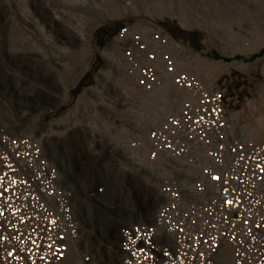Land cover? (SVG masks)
I'll list each match as a JSON object with an SVG mask.
<instances>
[{"label":"built area","instance_id":"2783aa9c","mask_svg":"<svg viewBox=\"0 0 264 264\" xmlns=\"http://www.w3.org/2000/svg\"><path fill=\"white\" fill-rule=\"evenodd\" d=\"M176 46L195 52L150 23H126L104 45L114 75L143 93L169 87L174 98L146 130L119 120L137 108L120 88L101 98L100 112L91 111L93 94L77 98L76 111L82 115L88 106L91 119L78 130L99 140L80 167L87 180L98 178L89 198L97 204L114 177L123 182L115 199L154 192L149 220L117 226L116 264H264V140L254 144L232 133L233 79L211 83L178 69ZM1 97L0 264H62L73 247L81 264H103L97 230L89 229L93 214L78 216L77 192L47 155L40 131L21 134L25 128L8 114L5 122ZM118 133L124 142L113 137Z\"/></svg>","mask_w":264,"mask_h":264},{"label":"bare ground","instance_id":"6f19581e","mask_svg":"<svg viewBox=\"0 0 264 264\" xmlns=\"http://www.w3.org/2000/svg\"><path fill=\"white\" fill-rule=\"evenodd\" d=\"M33 1L34 5L38 7V10H36L37 14L39 13L40 16L42 15L47 23L48 34L50 36L48 35L49 37L46 38L49 39L51 46L55 48V51L51 49L53 51L51 55L46 56L47 60L45 67L49 69L43 70L40 75V81L43 82H41L42 84L47 83L52 90H62L64 93L63 97H66L67 91H65L62 86V74L67 70H71L74 65L83 61L86 56H91L93 54L92 37L96 28L95 26L100 23L101 19L108 17L112 18V16L115 17L116 15V13H111L113 11L105 10V6L110 4V1H112V3H122L124 8H122V10L126 11L127 9H131V12L133 11L136 14L144 13L151 17H158L161 19L164 17L176 18L184 29L191 30L196 28L199 32L204 33L208 38L209 46L216 48L221 54L228 55L230 58H234L236 55L248 56L257 54L264 49V1L261 5V19L259 21L256 19L257 12L255 9V2L251 0H233L232 4L235 8L230 10L231 13L228 14L225 19H221L218 7L219 3H214L216 2L215 0H92V3H90L91 6L95 8V21H91L89 17L87 18L84 16L86 15L87 9L84 0H82L83 2L80 0V2L83 3L80 7L77 6L78 0L77 2L72 0L71 3L73 5H66V3H64L65 6H63V11L59 12H52L47 6V2L45 3L44 0ZM193 3L195 5H200V7L205 10V12H202V10L199 11L202 12L201 18H193L183 9V4L187 6V4L193 5ZM177 4L182 7H177ZM109 6H107V8ZM191 10L193 11V9ZM89 12L88 14H90ZM19 49H11V57L14 59H12V61H14L12 63H15L17 68L25 70L27 74H33V71H31L32 69L30 70L25 63V59L27 58L24 57L30 55V53L27 51L21 52ZM173 53L177 59L176 65L178 69L190 72L193 76L203 78L211 83L215 82L222 75L230 74L229 72L231 69L242 73H248L256 68L261 61V73L264 78V59L257 60L253 63L209 61L202 58L196 52L190 53L187 49L177 46L173 48ZM101 56L104 62H106L108 49L103 50ZM29 66H31V64ZM86 71H88V67H84L83 73ZM109 77L117 82H121L119 85H121L122 92L137 105V108H135L136 110H134V117L138 129L146 130L158 124L173 102L174 95L169 87L164 91H153L149 93L140 92L134 86L127 83L122 77L114 75L113 68L107 63H105L97 73L95 78L97 85L90 89H85L79 100H81L84 95H88L89 91L91 93L98 92V87L101 89L107 86L104 83L107 82ZM0 79H2V77H0ZM12 85L11 82V89L13 90V95L17 99L19 113L26 114V110H28L30 114H33L45 109L46 105L43 104L44 102L41 100L39 102L38 100V98H40L39 95L36 94L38 96L36 100L34 99L36 96L33 98L30 93V96L26 93H21L17 91V86L13 88ZM43 88H45V86H43ZM256 97V99L259 100L257 104L259 107L257 113L258 118H256L254 122L256 126H240V116L235 114L236 112L234 111L230 112L229 115L232 133L242 136L244 139L254 144L264 140V85L260 92L257 93ZM252 103L253 102H251V104ZM51 107L57 109L58 104H52ZM3 114L5 116V122H7V111L3 110ZM68 116L69 114L61 116L58 120H54L47 124L40 130L39 136L42 137L47 155L55 161L63 177L68 178L69 187L77 192L74 201L78 216L80 218H85V216H83V213H85L84 210L93 214L91 216L94 219H90L93 227H89V229L91 233L95 232L94 230L96 229L100 242L105 243V245L98 243L95 247L100 259L104 261L103 264H116V251L118 245L117 226L123 224L129 225L139 220H149L155 210V203L153 201L154 192L152 188L149 190L150 200H148L144 194L142 198L141 196L140 198L139 196H135L136 198L132 206L128 207L123 201L112 197L123 184L121 179L114 177L111 180L107 195L99 198L97 204L92 203L89 198V191L98 178L94 177L87 180L86 173L81 172L80 167L82 166V158L87 156V151L90 149L91 145L99 142V140L96 138V134H91L90 130L87 128L83 131H73L70 137H68V135L65 138V131H62L61 128L69 126V128L67 127L69 131L73 129V127H71L72 121L68 124ZM17 122L25 128V130L21 129L20 133L29 135L30 133L28 130L33 127L32 121H28L24 118L21 119L20 117ZM83 125L84 124L81 126ZM90 126L93 127L92 124ZM85 136L88 139L87 142ZM113 137L118 142H124L125 140L122 133H118ZM129 170L132 171V169ZM148 183L152 184L150 181ZM124 207L129 211L126 213L122 212L121 209ZM112 214H114V216H112ZM83 226H85V224H83ZM79 255L80 253L76 247L71 248L62 264H81ZM225 259L229 260L230 254L226 255Z\"/></svg>","mask_w":264,"mask_h":264},{"label":"rangeland","instance_id":"374dc122","mask_svg":"<svg viewBox=\"0 0 264 264\" xmlns=\"http://www.w3.org/2000/svg\"><path fill=\"white\" fill-rule=\"evenodd\" d=\"M74 1L77 2V0ZM91 1L92 0H84V2H86L85 5L87 7L86 15L84 16L87 18L89 17L91 21H95L96 20L94 18L95 8L91 6L92 3ZM215 1L216 2L214 3L216 4L219 3L218 4L219 6L218 5L217 6L219 7L221 19L222 18L225 19L227 15L231 13L230 10L235 8L234 5L232 4L233 0H215ZM251 1L255 2V7H256L255 9L257 12L256 19L257 21H259L261 19L260 16L261 5L264 0H251ZM44 2L45 3L47 2L46 4L48 8L51 9L52 12L63 11V6H65L64 3H66V5L67 4L73 5L71 3L72 0H68V1L44 0ZM81 2L83 1L81 0ZM81 2L80 0H78L77 6L80 7V5L83 4ZM194 3L193 5L187 4V6L183 4L182 5L183 9H185L189 13V15H191L193 18H201L202 17L201 14L202 12H205V10L201 8L200 5H195ZM119 4L120 3H112V1H110V4H107L105 6V10L113 11L111 13H116L117 16L115 15V17L112 16V18L108 17L101 19L100 23L95 26L96 28L93 32V37H92V45L94 50L93 54L91 56H86V58L83 61L74 65L71 70H67L62 74V81H63L62 86L64 90L67 91L66 97H63L64 93L62 90L60 89L59 90L56 89L57 91L55 89L52 90L47 83L42 84L43 82L40 81V75L43 72V70L49 69L48 67H45L47 60L46 56L51 55L53 53L51 49L55 51V48L51 46L49 39L46 38L50 36L48 34V29H47L48 26L42 15L40 16L39 13L37 14L36 10H38V7L34 5L33 0H0V65H1L0 77H2V79H0V90L2 92L1 100L3 101L8 111V115L12 119L18 121V119L20 117L22 118V116L25 118L26 114L23 113L21 114L18 111L17 99L13 95V90L11 89V82L13 84L12 85L13 88H16L17 86L16 88L18 89L17 91H20L21 93H26L29 96L31 94L33 98L36 96L34 98L36 100L38 97L37 95H39L40 97L38 98L39 102L41 100L42 102H44L43 104L46 105L44 110L42 111L40 110L37 113L31 114L32 115L31 119L33 123V127L31 128V130L40 131L50 122L54 120H58L61 116H65L68 114H69L68 124L71 123L72 121L71 127H73V129L69 131L68 130L69 126L61 128L62 131H65V135H64L65 138L68 135H69L68 137H70L73 131H77L78 129H82V127L88 125V122L91 119L87 116V113L90 111V109L88 106H85L84 113L81 115V111L80 110L76 111L75 109L76 100L80 95H82L83 90L85 88H91L93 86H96L94 78H96L97 76L96 74L99 72L101 67H103V65L106 63L104 62L101 56V52L104 49V45L126 23L159 24L164 28L168 29L178 41L182 42L186 46H189L202 58H205L209 61L212 60L224 61L226 63L238 61L245 63H253L257 60L264 59V49L257 54H251L248 56L236 55L234 58H230L228 57V55L221 54L216 48L209 46L208 38L204 33L199 32L196 28H193L191 30L184 29L176 18L164 17L163 19H161L158 17H151L144 13L136 14L133 11L132 13L131 9H127L126 11L122 10L123 4L121 3L120 4L121 6ZM107 6H109L110 8L109 7L107 8ZM176 6L182 7L178 4ZM191 9H193V11ZM201 10L202 12H199ZM88 12L90 14H88ZM197 15L200 17H198ZM11 49L12 50L19 49L21 52L27 51L30 53V55L24 57L27 58L25 59V63L28 65L30 70L32 69L31 71H33V74L32 73L27 74L25 70H21L17 68L15 66L16 64L12 63L14 61H12L13 57H11ZM101 60L103 63L101 62ZM30 64L32 67L29 66ZM84 67H88V71H86L85 73H83ZM261 70H262V61L260 64L257 65L256 68H254L252 71H249L248 73H242L231 69L229 72L230 74L222 75L219 77L220 82H223L225 79L227 80L233 79V82L231 83L228 89V98L231 99L232 103L235 104L234 105L235 107H232L233 109L232 111L236 112L235 114L240 116L239 118L240 126H246V125L251 127L256 126L254 122L256 118H258L257 113L259 108L257 106L259 100L256 99L257 98L256 96L257 93L260 92V90L262 89V86L264 85V80L262 78ZM119 83L121 84V82H117L113 78L110 79L109 77V79H107V82L104 83L105 85H107L104 86L105 88L102 87L100 89V87H98L100 89V90L98 89V92L97 91L93 93L89 92V94H93L94 96L91 99L92 103H94V108H91L92 112L94 111V109L97 112L103 110L100 107H98L99 105L102 104L101 98H108L112 95H115L116 93L119 94L118 89L119 88L121 89V85H119ZM43 86H45L46 89L43 88ZM251 102L253 103L251 104ZM52 104H58V108L54 109L53 107H51ZM26 111L27 113H30V111L28 110ZM109 116L114 117L111 114H109ZM119 120L127 121L129 123L135 122V118L133 116L131 117L130 115L129 117L122 116L121 119ZM81 123L84 125L81 126L82 125ZM142 193H143L142 191H139V193L137 194L133 192L130 198L128 197L122 198V200L127 204H131L135 201L136 198L135 196H139V198L141 196L142 198L143 195ZM147 199L149 198L147 197ZM112 216H114V214H112ZM98 243L105 245L104 242H95V244Z\"/></svg>","mask_w":264,"mask_h":264},{"label":"crops","instance_id":"0c3cea01","mask_svg":"<svg viewBox=\"0 0 264 264\" xmlns=\"http://www.w3.org/2000/svg\"><path fill=\"white\" fill-rule=\"evenodd\" d=\"M92 47H93V45H92ZM94 51V50H93Z\"/></svg>","mask_w":264,"mask_h":264}]
</instances>
